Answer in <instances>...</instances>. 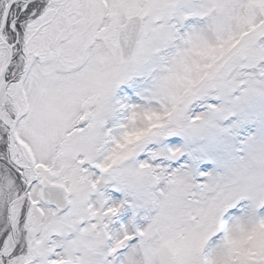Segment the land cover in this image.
<instances>
[{
  "label": "snow or ice",
  "instance_id": "snow-or-ice-1",
  "mask_svg": "<svg viewBox=\"0 0 264 264\" xmlns=\"http://www.w3.org/2000/svg\"><path fill=\"white\" fill-rule=\"evenodd\" d=\"M0 264H264V0H0Z\"/></svg>",
  "mask_w": 264,
  "mask_h": 264
}]
</instances>
